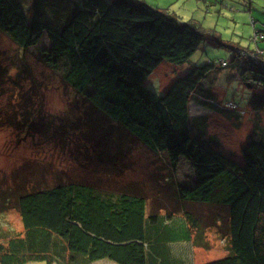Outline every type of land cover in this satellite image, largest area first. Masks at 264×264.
Returning <instances> with one entry per match:
<instances>
[{"label": "trees", "instance_id": "16d2710c", "mask_svg": "<svg viewBox=\"0 0 264 264\" xmlns=\"http://www.w3.org/2000/svg\"><path fill=\"white\" fill-rule=\"evenodd\" d=\"M0 32L24 52L48 34L51 48L40 51L41 60L72 89L73 110L79 111L78 98L83 100L87 111L78 123L96 114L101 125L116 127L149 150L153 164L161 162L150 175L157 189L136 182L108 192L87 178L59 176L53 186L26 178V185L0 191V212L16 209L24 228L0 241V264H187L172 253V245L191 243L194 228L205 244L206 226L197 207L215 200L225 216L212 225L229 237V254L206 264H264V143L251 139L243 150L245 163L237 164L192 135L194 121L205 119H192L194 101L214 113H246L234 104L217 106L203 86L228 63L193 68L161 97L144 86L163 62L186 63L200 49L206 37L196 24L145 1L85 0L56 29L39 20L29 23L18 0H0ZM251 60L256 69L249 85L264 84V58L256 54ZM15 65L27 75L22 59ZM251 104L263 110L264 95ZM69 137L68 142L75 140ZM183 158L193 166V186L176 180ZM6 192L14 195L13 203ZM178 230L186 240L177 238Z\"/></svg>", "mask_w": 264, "mask_h": 264}, {"label": "rangeland", "instance_id": "374dc122", "mask_svg": "<svg viewBox=\"0 0 264 264\" xmlns=\"http://www.w3.org/2000/svg\"><path fill=\"white\" fill-rule=\"evenodd\" d=\"M18 1L29 23L39 20L57 29L75 9L83 6L85 0ZM140 1L175 15L184 23L196 24L197 30L206 37L189 61L183 64L163 62L144 86L161 97L193 68L227 62V67L209 74L203 86L217 106L226 108L234 104L247 113L245 116L214 113L210 108L208 111L197 107L194 101L190 106L192 119H205L194 121L192 135L206 140L237 164H244L243 150L249 141L254 139L264 143V109L258 111L251 104L256 95H264V84L249 85V78L256 69L251 59L256 60V54L264 58V0ZM50 48L48 34L43 35L37 46L24 52L0 32V191L26 185V178L30 179L29 183L38 181L44 186H53L59 176L87 178L108 192H117L120 185L136 182L144 183L147 190L152 189L155 185L150 175L157 171L155 166H160L161 162L153 164L156 158L149 150L132 143L127 133L116 127L101 125L96 114L88 113L78 123L79 115L82 110L87 111V107L80 98L79 111L69 106L75 100L72 89L64 83L60 72L56 73L41 60L40 51ZM20 59L27 64V75H21L19 65H15ZM8 67V74H5ZM23 118L28 121L21 123ZM84 121V125L79 126ZM69 136H74L75 140L68 142ZM176 180L189 186L196 183L193 166L184 158ZM160 185L163 187L164 182ZM152 195L162 198L154 191ZM4 196L12 198L10 204L14 202L11 192ZM197 211L206 226L205 244L199 241L194 228L191 246H187L188 242L177 243L172 245V253L185 257L187 264H206L226 258L230 239L212 225L220 223L219 218L225 216V211L216 200L198 206ZM161 213L164 215V211ZM23 231L16 209L0 212V241H4L6 235L17 236ZM176 235L180 239L187 238L183 230H178ZM93 264L116 263L103 260Z\"/></svg>", "mask_w": 264, "mask_h": 264}, {"label": "crops", "instance_id": "0c3cea01", "mask_svg": "<svg viewBox=\"0 0 264 264\" xmlns=\"http://www.w3.org/2000/svg\"><path fill=\"white\" fill-rule=\"evenodd\" d=\"M245 112H246V111H245ZM246 113H247V112H246ZM246 113H245V114H246ZM245 114H244L243 116H245ZM179 244H183V243H179ZM190 244H191V243H188L187 246H191ZM180 258H182V257H180Z\"/></svg>", "mask_w": 264, "mask_h": 264}, {"label": "built area", "instance_id": "2783aa9c", "mask_svg": "<svg viewBox=\"0 0 264 264\" xmlns=\"http://www.w3.org/2000/svg\"><path fill=\"white\" fill-rule=\"evenodd\" d=\"M225 65V64H224Z\"/></svg>", "mask_w": 264, "mask_h": 264}]
</instances>
